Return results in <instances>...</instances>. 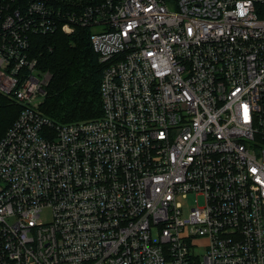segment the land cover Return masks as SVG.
Masks as SVG:
<instances>
[{"label": "built area", "instance_id": "obj_1", "mask_svg": "<svg viewBox=\"0 0 264 264\" xmlns=\"http://www.w3.org/2000/svg\"><path fill=\"white\" fill-rule=\"evenodd\" d=\"M76 28L101 112L58 123L31 44ZM0 94V264H264V0H0Z\"/></svg>", "mask_w": 264, "mask_h": 264}, {"label": "trees", "instance_id": "obj_2", "mask_svg": "<svg viewBox=\"0 0 264 264\" xmlns=\"http://www.w3.org/2000/svg\"><path fill=\"white\" fill-rule=\"evenodd\" d=\"M89 28L65 34L59 30L32 39L31 53L40 72H47L40 111L58 123L88 119L101 112V64L88 40ZM19 105L0 94V135Z\"/></svg>", "mask_w": 264, "mask_h": 264}, {"label": "rangeland", "instance_id": "obj_3", "mask_svg": "<svg viewBox=\"0 0 264 264\" xmlns=\"http://www.w3.org/2000/svg\"><path fill=\"white\" fill-rule=\"evenodd\" d=\"M193 198H194L193 195H192V194H189V195L187 196V198L180 199L181 202H182V205H183V207H184L185 209L188 208V207L193 203V201H192ZM198 201H201V200H200V197L198 198ZM47 217H48L47 209H43L42 212H41V214H40V220H46ZM200 251H202L201 246H197V247L195 248V253H198V252H200Z\"/></svg>", "mask_w": 264, "mask_h": 264}]
</instances>
